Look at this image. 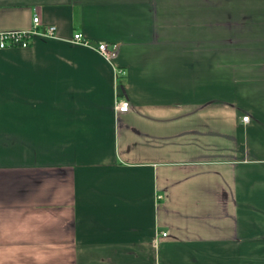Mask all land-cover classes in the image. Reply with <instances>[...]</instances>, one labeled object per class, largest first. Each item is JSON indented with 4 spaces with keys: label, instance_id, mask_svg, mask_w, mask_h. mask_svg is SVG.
Returning <instances> with one entry per match:
<instances>
[{
    "label": "crops",
    "instance_id": "crops-1",
    "mask_svg": "<svg viewBox=\"0 0 264 264\" xmlns=\"http://www.w3.org/2000/svg\"><path fill=\"white\" fill-rule=\"evenodd\" d=\"M34 14L55 36L0 49V264H264V0H0V32Z\"/></svg>",
    "mask_w": 264,
    "mask_h": 264
},
{
    "label": "built area",
    "instance_id": "built-area-1",
    "mask_svg": "<svg viewBox=\"0 0 264 264\" xmlns=\"http://www.w3.org/2000/svg\"><path fill=\"white\" fill-rule=\"evenodd\" d=\"M33 25L29 30H19V31H6L0 32V49L5 50L7 48H28L30 46L31 40L34 36L41 37H54L56 30L54 25H48L43 29H40V18L36 14L33 15ZM73 44H80L90 49H94L102 58L112 61L116 58L119 50V45L117 43L109 42H97L90 43L85 39L80 31L74 33L72 36ZM115 111L118 113L125 112L129 109V102L125 99H117L115 104ZM248 116H243L242 120L247 122ZM167 233H162L161 236L165 237Z\"/></svg>",
    "mask_w": 264,
    "mask_h": 264
}]
</instances>
